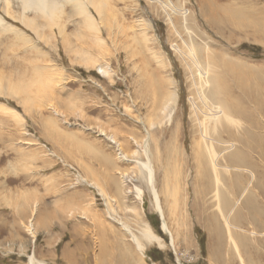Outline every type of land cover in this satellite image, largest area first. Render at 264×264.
<instances>
[{
    "label": "rangeland",
    "instance_id": "374dc122",
    "mask_svg": "<svg viewBox=\"0 0 264 264\" xmlns=\"http://www.w3.org/2000/svg\"><path fill=\"white\" fill-rule=\"evenodd\" d=\"M11 1L21 13L20 1ZM54 1L64 33L27 13L41 42L21 17H1L0 106L10 111L0 110V264L31 257L35 264H228L209 249L215 192L221 217L252 193L264 196V115L254 106L264 102L256 79L264 76V0H86L97 32L75 0ZM91 2L107 6L105 13ZM209 64L228 87L238 64L254 74L252 102L241 104L256 124L244 115L220 124L238 138L250 132L248 168L258 174L251 185L234 166L230 174L221 169L216 186L203 176L210 165L196 157L205 153L198 122L214 107L200 88ZM146 136L173 247L142 167ZM147 231L161 243L148 241Z\"/></svg>",
    "mask_w": 264,
    "mask_h": 264
},
{
    "label": "bare ground",
    "instance_id": "6f19581e",
    "mask_svg": "<svg viewBox=\"0 0 264 264\" xmlns=\"http://www.w3.org/2000/svg\"><path fill=\"white\" fill-rule=\"evenodd\" d=\"M20 1V4H21V13L19 14H15L12 10H11V3L12 1L11 0H0V9H2L0 11V14L3 13V15H0V24L1 22H3V19L1 17L3 16H6V17H15L16 19H18L19 17H21L19 19V21L23 24L24 27H27L29 29H31L34 33L37 35V38L39 37V41L41 42V36H40V29L37 30V28L34 26L35 24L31 21H29V18L27 19V13L28 12H34L36 14L37 17H42L44 18V20L46 19V21L48 22L47 25L45 26H49V30L52 29V27H56V25H58L60 28H57L59 29V34L61 33H64V25H62L63 23H61L62 21L60 20V16H59V5L56 1L54 0H18ZM76 2L74 4H77L78 5V11L80 14H84L86 17H88V19L86 20V24H87V27H89L91 30H94V31H98L97 29V26L95 25V22H93V20L91 21V17L89 18V14L87 15L86 12V8H85V3H87L86 0H75ZM94 2H91V5L95 8V10L99 13V15L101 16V14L106 11V7L107 6H104V5H99V4H93ZM105 7V8H104ZM13 12V13H12ZM105 13V12H104ZM103 13V14H104ZM18 17V18H17ZM184 18V17H183ZM261 18V17H260ZM263 20H264V17H262ZM253 19V17H252ZM255 20V19H254ZM257 21V20H256ZM46 22V23H47ZM255 22V21H254ZM4 23V22H3ZM59 23L61 25H59ZM258 23V22H257ZM264 24V23H263ZM144 25V24H143ZM259 25V23H258ZM262 25V24H261ZM51 27V29H50ZM85 27V28H87ZM252 27V26H251ZM257 27V24H255V27ZM12 29V28H11ZM253 29V28H252ZM262 31L264 29V27H261L260 28ZM16 30V29H15ZM19 30V29H18ZM255 30V29H254ZM14 31V30H13ZM15 32V31H14ZM20 33L22 31H19ZM41 32V31H40ZM54 32V30H53ZM51 33V36L53 37V39H55V35L54 33ZM257 32V30H256ZM259 32V31H258ZM255 33V32H254ZM264 33V32H263ZM42 35V34H41ZM46 35V34H45ZM91 35V34H90ZM22 36H23V33H22ZM251 36L253 37V34H251ZM255 36V35H254ZM89 37V35H88ZM258 37V36H256ZM47 38V37H46ZM43 39V38H42ZM49 39V37H48ZM52 39V38H51ZM89 39V38H88ZM98 39L100 40V38L98 37ZM97 38L94 39L95 42H98ZM33 39H31L32 41ZM45 40V39H43ZM91 39H89L90 41ZM46 41H48L46 39ZM68 41V40H67ZM93 41V42H94ZM103 42V40H100V42ZM68 45H69V41L67 42ZM104 43V42H103ZM103 43H100L102 44L101 46H103L104 44ZM33 44V42H32ZM70 45L72 46V44L70 43ZM194 45V44H193ZM192 45V46H193ZM196 49V48H195ZM199 49V48H198ZM191 50H194V49H191ZM199 51V50H198ZM198 51H196L198 53ZM76 52V50L74 51ZM78 52V51H77ZM191 55V54H190ZM209 55V53H208ZM196 58V57H195ZM210 59V58H209ZM198 60V59H197ZM195 61V60H194ZM209 61V60H208ZM207 61V62H208ZM87 62L91 64L92 60L91 59H87ZM199 62V61H198ZM210 62V61H209ZM211 63V62H210ZM236 63V62H235ZM204 66V65H203ZM213 66V65H212ZM226 66V65H225ZM236 66V65H235ZM202 67V66H201ZM206 67V66H204ZM234 67V66H233ZM108 68V67H107ZM203 68V67H202ZM235 68V67H234ZM237 73L234 77L235 79V83L233 86H230L228 87L226 85V82L222 79L223 77H221L220 79V76H218V73L214 74L213 73V69L210 67V64L208 66V69L207 71L204 73V74H200V88H201V92H202V96H204L206 94V97H202V99L204 100V98L206 99V101L208 100L210 102V104H212V107L210 106V108L208 110H210V114L208 112V114L206 116H203V120L201 122H198V125H199V130L201 132V136H200V144H201V147L204 148V151L205 153H201L202 151V148L199 149L200 152L198 153L199 157H197V159L199 160V163H203L205 162V164H209L210 165V168L209 169H206L204 168V172H203V176L205 177H208V175L210 174V177L211 175L214 177L213 179H215V184L216 186H218V183L220 182V179H221V169H224L226 171V173L228 174L230 170H233L234 166H236L237 170L238 171H241V172H244L248 179H249V183L250 185L256 180V177L258 174H256L255 172H253L252 170H250L249 166L252 165L251 164V160H250V155H249V151L251 150L250 147V143L248 141H251L249 140V134L250 132H247V139H243V138H238L236 137V134L230 132V130H228L226 127L224 128V126L221 128L220 124L222 123V120H227V122L229 120H233V117L235 116H240V115H244V119L247 121V123H249V125H254L256 124L255 121L253 120V116L252 114L248 113L246 111V108L241 104V103H245V102H252L251 100L253 99V89L249 83H250V80H251V77L254 75L253 72H251L249 69H248V72H246V69L244 68V65L243 64H238L237 65ZM198 69V68H197ZM206 69V68H203V70ZM228 69V68H227ZM108 70L105 69L103 70L102 67H99V72L103 73L104 75L108 74L109 75V72H107ZM201 71V70H200ZM205 71V70H204ZM233 71V70H232ZM235 71V70H234ZM263 71V75H264V70H260V72ZM226 72V71H225ZM227 75V73H225ZM231 72V71H230ZM203 73V72H202ZM222 74V73H221ZM225 75V76H226ZM232 75V74H231ZM224 76V77H225ZM231 78V77H230ZM258 80V87H259V90L260 92H264V76H261L259 75L258 73V76L256 78ZM254 80V78H253ZM224 81V82H223ZM229 81V80H228ZM228 84V83H227ZM251 84V83H250ZM39 84H36V88L38 89L37 92H40L41 91V88L42 87H39L38 86ZM44 85V84H42ZM211 85V87H210ZM45 86V85H44ZM39 87V88H38ZM47 87V86H46ZM241 87L242 88V92L240 94H238V88ZM257 87V88H258ZM256 88V87H255ZM0 89H1V85H0ZM15 88H12L11 90H13ZM205 89H207V91H204ZM206 92V93H205ZM234 94L236 96H234ZM260 94V93H259ZM258 99V98H256ZM207 101V102H208ZM205 102V101H203ZM206 103V102H205ZM254 103V102H253ZM216 104V105H215ZM255 105V109L256 111H258L259 113H262L264 115V108H263V104L264 102L263 101H258L256 103H254ZM0 110H9L10 109H7L5 107H1L0 106ZM205 117V118H204ZM235 120V119H234ZM212 123L213 122V131L211 133V129L209 127V123ZM231 123V122H230ZM234 123V122H233ZM239 123V122H238ZM145 124V123H144ZM227 124V123H226ZM242 124V123H241ZM223 125V124H222ZM233 125V124H232ZM238 125V124H236ZM150 128L153 129V125H149ZM239 126H240V123H239ZM209 127V128H208ZM236 128V126H233ZM232 127V128H233ZM243 127V126H242ZM258 127V126H257ZM221 128V129H220ZM229 128H230V125H229ZM209 129V130H208ZM241 128H239L240 130ZM224 130V131H223ZM237 130V129H236ZM238 130V131H239ZM247 131H249V129H247ZM147 132V131H146ZM223 132H228L229 133V136H227V140H223ZM237 132V131H236ZM240 132V131H239ZM147 136L150 137V134L149 132L146 133ZM238 135V134H237ZM145 137V139L143 140V145L145 146L144 148V153H145V156L147 157V159L149 160V162L147 163H144L142 164V167L143 169L145 170L146 172V175H147V180H148V183L152 189V192H153V195H154V199H155V202H156V207H157V211L158 213L160 214V217L162 218V221H163V228L164 230L169 234L170 238H171V246L173 247V238H172V233L169 231L168 227H167V224L165 222V219H164V212L162 210V207H161V202H160V199H159V195H158V192L156 191V188H155V178H154V174H155V168L154 166L152 165L151 163V158H153V155L152 153L150 152V149H149V141H150V138H149V141H147L148 137ZM239 136V135H238ZM225 137V136H224ZM240 137V136H239ZM252 138V137H251ZM250 138V139H251ZM110 139V138H109ZM225 139V138H224ZM240 144H239V143ZM252 143V142H251ZM238 145V147H236ZM248 148V149H247ZM246 149V150H245ZM261 149V148H260ZM194 150V149H193ZM245 150V151H244ZM261 156L262 158L264 159V148H262L261 150ZM151 157V158H150ZM196 160V159H195ZM196 163V161H195ZM247 167L246 169L242 170L240 168H245ZM249 167V168H248ZM236 170V169H235ZM258 171V170H257ZM256 171V172H257ZM201 172V171H200ZM236 172V171H235ZM202 173V172H201ZM237 173V172H236ZM240 173V172H239ZM242 173V174H244ZM230 174V173H229ZM238 174V173H237ZM240 174V175H242ZM202 175V174H201ZM239 175V177H240ZM261 175V174H260ZM227 177V176H226ZM232 177V176H230ZM228 177V178H230ZM235 177V176H234ZM224 178H225V175H224ZM243 180V178H241ZM207 180V179H206ZM238 181V180H237ZM244 181V180H243ZM237 184V183H236ZM239 185L241 186V184L239 183ZM242 187V186H241ZM243 188V187H242ZM216 189H218L216 187ZM209 190V189H208ZM212 190V189H211ZM234 190V189H233ZM220 191V190H219ZM219 191L217 190L215 193L218 194V197H217V205L216 207L219 209V211H221V204L218 205V202H219V197H220V194H219ZM240 191V189H239ZM139 192V191H138ZM235 192V191H234ZM244 192H247L246 190H244ZM241 194V193H240ZM247 194V193H246ZM209 196V195H208ZM215 197V199H216ZM245 197V196H244ZM243 198V197H242ZM241 198V199H242ZM241 199L237 202V203H240ZM225 204V203H224ZM225 206H228V203L225 205ZM221 207V208H220ZM110 204H108V211L111 213V212H115L113 210V208H111ZM232 212V211H231ZM224 213V212H223ZM222 215V214H221ZM214 217V216H213ZM217 220V218H215ZM224 223H225V226L227 227L228 231L230 232L231 231V224H230V217L229 218H226L224 216ZM116 220V219H115ZM250 220V219H248ZM118 221V220H117ZM115 221V222H117ZM118 223H121L118 221ZM124 231H126L127 233H129L132 237V241L133 243L136 245L138 251L140 253L143 252V247L141 245V243L139 242L138 238L135 237L130 229L124 225L123 223H121ZM233 227V226H232ZM217 229V228H216ZM28 232L33 236L35 237V232L29 227V229H27ZM215 233V232H214ZM231 233V232H230ZM144 237L148 240V241H155L157 243H161V240L160 238L156 237L152 232L150 231H147L145 234H144ZM230 240H231V243L233 245V247L235 248V250L237 251V244L235 242H233V239L232 237H230ZM217 243V242H216ZM230 243V244H231ZM219 250V249H218ZM221 256V255H219ZM218 256V257H219ZM223 257V256H222ZM30 264H35V261H34V258L31 257L30 258ZM38 264H44V263H38Z\"/></svg>",
    "mask_w": 264,
    "mask_h": 264
},
{
    "label": "crops",
    "instance_id": "0c3cea01",
    "mask_svg": "<svg viewBox=\"0 0 264 264\" xmlns=\"http://www.w3.org/2000/svg\"><path fill=\"white\" fill-rule=\"evenodd\" d=\"M251 203L254 205H250ZM222 214L221 217L220 212H216V223L209 231L211 240L215 241L209 248L215 262L264 264V196L256 200V195L252 193L242 204L229 206L228 211ZM224 215L226 218L230 217V224L233 226L231 233L222 219ZM230 237L237 244V251Z\"/></svg>",
    "mask_w": 264,
    "mask_h": 264
}]
</instances>
